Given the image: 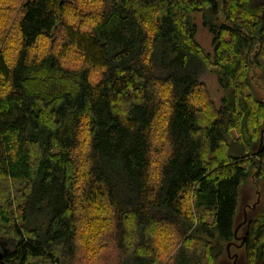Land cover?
<instances>
[{"label": "trees", "instance_id": "1", "mask_svg": "<svg viewBox=\"0 0 264 264\" xmlns=\"http://www.w3.org/2000/svg\"><path fill=\"white\" fill-rule=\"evenodd\" d=\"M254 70L258 0H0V264H216L264 180ZM240 241L264 264V201Z\"/></svg>", "mask_w": 264, "mask_h": 264}, {"label": "rangeland", "instance_id": "2", "mask_svg": "<svg viewBox=\"0 0 264 264\" xmlns=\"http://www.w3.org/2000/svg\"><path fill=\"white\" fill-rule=\"evenodd\" d=\"M259 3L264 5V0H258ZM194 22L197 26L196 40L199 42L200 47L207 53L211 52V38L207 31L202 28L201 22L198 17H194ZM205 84L207 91L210 94L211 100L216 107L220 105L222 97L225 92L220 88L216 82V75L214 73L206 72L201 78ZM252 84L255 94L262 100H264V71L254 70L252 73ZM254 171V170H253ZM264 201V180H256L253 178L248 179L245 185L240 190V196L238 200L237 217L235 220V234L236 241L224 247L221 256L218 258L216 264H235L237 258L243 253V247L241 246V238L243 236V226L246 218L250 216L252 209H259Z\"/></svg>", "mask_w": 264, "mask_h": 264}]
</instances>
